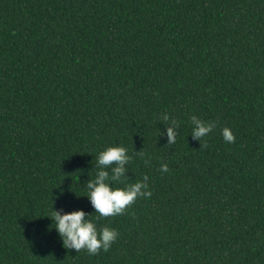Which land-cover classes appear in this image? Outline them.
I'll list each match as a JSON object with an SVG mask.
<instances>
[{"label":"trees","instance_id":"16d2710c","mask_svg":"<svg viewBox=\"0 0 264 264\" xmlns=\"http://www.w3.org/2000/svg\"><path fill=\"white\" fill-rule=\"evenodd\" d=\"M111 146L151 196L97 220ZM53 209L118 238L65 249ZM0 264H264V0H0Z\"/></svg>","mask_w":264,"mask_h":264},{"label":"clouds","instance_id":"9594fccd","mask_svg":"<svg viewBox=\"0 0 264 264\" xmlns=\"http://www.w3.org/2000/svg\"><path fill=\"white\" fill-rule=\"evenodd\" d=\"M162 121H171L166 127L167 143L173 144L176 141L179 124L172 120L168 114H163ZM192 138L200 141L208 136L215 127L214 122H205L195 115L191 117ZM161 135H164L162 133ZM221 135L225 143H234L235 136L231 129L225 127L221 130ZM131 160L127 149L123 146H111L105 148L96 157V175L90 178L86 187L88 198L97 220L106 217H113L123 214L138 197L148 198L151 196L148 177L143 181L134 184H127L128 168ZM161 172H167V164L161 165ZM117 184H124L123 188L116 187ZM93 214L86 213L83 209L64 212L63 209L54 210L51 220L55 224L56 230L62 245L65 249L81 250L88 255H97L101 250L108 252L112 243L117 240L118 232L110 227H97V222L91 219Z\"/></svg>","mask_w":264,"mask_h":264}]
</instances>
